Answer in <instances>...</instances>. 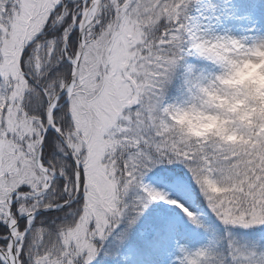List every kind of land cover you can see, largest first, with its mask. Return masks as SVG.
<instances>
[{
    "label": "snow or ice",
    "instance_id": "obj_1",
    "mask_svg": "<svg viewBox=\"0 0 264 264\" xmlns=\"http://www.w3.org/2000/svg\"><path fill=\"white\" fill-rule=\"evenodd\" d=\"M214 11L0 0V264H105L164 206L169 234L183 214L203 236L176 264H264V141H189L167 120L218 57L254 40L211 34Z\"/></svg>",
    "mask_w": 264,
    "mask_h": 264
},
{
    "label": "clouds",
    "instance_id": "obj_2",
    "mask_svg": "<svg viewBox=\"0 0 264 264\" xmlns=\"http://www.w3.org/2000/svg\"><path fill=\"white\" fill-rule=\"evenodd\" d=\"M253 117L264 118V36L244 51L218 57L217 71L198 81L167 114L171 128L184 139L227 147L239 144L237 128Z\"/></svg>",
    "mask_w": 264,
    "mask_h": 264
},
{
    "label": "rangeland",
    "instance_id": "obj_3",
    "mask_svg": "<svg viewBox=\"0 0 264 264\" xmlns=\"http://www.w3.org/2000/svg\"><path fill=\"white\" fill-rule=\"evenodd\" d=\"M208 3V0H206ZM209 19L203 20L202 25L205 26L213 35L228 34L234 37L248 36L253 39L264 36V0H233L227 6L222 7L219 13H208ZM261 125L256 129L257 133L252 134V139L255 145L260 141H264V118H254L252 125L237 128V138L239 144L232 146L234 148L243 149L250 148L244 142V135L251 131L252 127ZM171 207V206H170ZM170 215V213H167ZM179 221L181 222L180 232L177 229L172 231L173 242L165 247L164 255L160 259V264H176L179 257L178 247L183 246L188 249H193L203 243V236L199 229L189 223L186 217L181 214ZM176 218V217H175ZM149 220L147 216L140 219V223ZM178 221V218H176ZM117 251V250H116Z\"/></svg>",
    "mask_w": 264,
    "mask_h": 264
},
{
    "label": "trees",
    "instance_id": "obj_4",
    "mask_svg": "<svg viewBox=\"0 0 264 264\" xmlns=\"http://www.w3.org/2000/svg\"><path fill=\"white\" fill-rule=\"evenodd\" d=\"M228 0H211V5L215 6L217 11L220 5L226 4ZM252 125V124H251ZM258 128L252 127L244 135V142L251 147L258 145L254 144L252 134H256ZM207 182V181H206ZM209 188L213 192L218 189L209 184ZM157 208H151L145 215L148 216ZM169 242L167 229L164 227H151L149 220L143 223L138 222L135 228L131 231L128 240L119 249L112 250V257L105 264H158V258L163 256V247ZM117 250V251H116Z\"/></svg>",
    "mask_w": 264,
    "mask_h": 264
}]
</instances>
